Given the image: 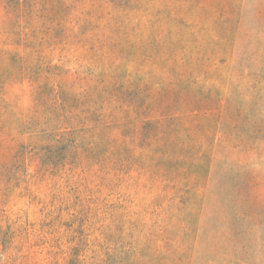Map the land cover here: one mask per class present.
<instances>
[{
	"label": "rangeland",
	"instance_id": "374dc122",
	"mask_svg": "<svg viewBox=\"0 0 264 264\" xmlns=\"http://www.w3.org/2000/svg\"><path fill=\"white\" fill-rule=\"evenodd\" d=\"M0 264H264V0H0Z\"/></svg>",
	"mask_w": 264,
	"mask_h": 264
}]
</instances>
